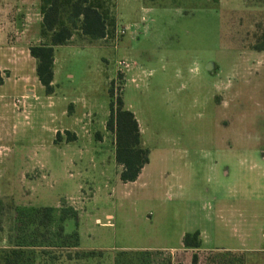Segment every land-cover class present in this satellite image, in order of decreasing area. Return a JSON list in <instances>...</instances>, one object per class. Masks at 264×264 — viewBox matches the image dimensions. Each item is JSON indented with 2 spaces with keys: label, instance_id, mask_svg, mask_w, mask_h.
Returning a JSON list of instances; mask_svg holds the SVG:
<instances>
[{
  "label": "rangeland",
  "instance_id": "374dc122",
  "mask_svg": "<svg viewBox=\"0 0 264 264\" xmlns=\"http://www.w3.org/2000/svg\"><path fill=\"white\" fill-rule=\"evenodd\" d=\"M41 1L3 5L1 13L22 12L4 28L7 42L36 41L38 26L25 22L39 17ZM62 1L66 22L71 0ZM90 1L107 17L108 34L91 39L78 23L69 42L54 48L51 97L33 80L26 56L24 72H0V206L77 210L66 232L76 229L79 248L102 255L55 264H187L195 249L183 246L184 233L202 229L216 241L212 209L233 207L240 194L244 208L264 212V53L249 48L261 43L264 0ZM142 2L154 9L143 12ZM18 76L26 81L15 82ZM21 81L34 90L29 100L14 85ZM110 88L133 113L148 150L133 182L120 180L115 134L105 127ZM7 221L5 212L3 230ZM198 253L197 264H207Z\"/></svg>",
  "mask_w": 264,
  "mask_h": 264
},
{
  "label": "trees",
  "instance_id": "16d2710c",
  "mask_svg": "<svg viewBox=\"0 0 264 264\" xmlns=\"http://www.w3.org/2000/svg\"><path fill=\"white\" fill-rule=\"evenodd\" d=\"M62 4V0L41 1V35L47 40L29 46L30 55L36 59V76L47 95L52 94L55 88L52 83L54 47L67 44L78 23L81 33L91 39L104 38L108 34L110 24L103 11L90 0L69 1L66 22H62L60 20ZM260 40L261 43H252L249 48L256 51L264 50V33ZM108 94L109 113L105 127L115 134V160L122 165L119 178L124 183L132 182L138 178L142 167L148 162V150L140 145V132L133 113L122 107V99L119 96L113 99L112 88L108 89ZM65 133L68 134V131ZM56 136L59 137L60 133L57 132ZM72 138L68 137L67 140ZM1 206L0 232H4L3 239L6 244L0 248V264H55L59 260L76 262L102 255L100 250L80 249V238L76 229L66 232L65 222L78 218L77 210L72 206L37 207L9 203L6 210ZM5 212L8 221L7 228L3 230L1 224ZM182 244L195 249L191 263L197 264L200 248L199 231L184 233ZM212 252H205L209 257L207 264H244L243 253ZM125 254L126 252L122 251L118 256ZM118 263L116 259L114 264Z\"/></svg>",
  "mask_w": 264,
  "mask_h": 264
},
{
  "label": "crops",
  "instance_id": "0c3cea01",
  "mask_svg": "<svg viewBox=\"0 0 264 264\" xmlns=\"http://www.w3.org/2000/svg\"><path fill=\"white\" fill-rule=\"evenodd\" d=\"M13 1L16 0H0V24L3 23L2 27L0 25V72H2L3 70H7L11 73H13L14 70L15 71L17 70L16 72H24L25 70L21 69L23 68L21 62H22V58L26 56V58H28V62L32 66L31 69L34 72L33 80L36 81L44 91V88L39 83L35 73L36 59L33 58L29 53V46L34 44H39L47 40L45 37H42L41 35V27H42L41 11L38 13L39 17L36 18L35 17L30 18V15H28V20L26 21L27 23L25 22L26 25L27 24L31 25L33 23L38 26L39 29L36 36V41L30 42L22 46L23 39L17 37L16 41L13 44L9 43L11 41L7 42L6 38L2 37V35L5 36L7 35V30L6 29L4 30V28H7L6 25L9 26L13 22L18 24L19 19L22 18V12H20L19 11L20 9L18 8L17 11L14 13V16L12 15L10 16V14L8 15L7 13H1L3 12L1 10L3 5H8ZM220 1L221 0H217L216 2L217 6L219 5ZM141 9L143 10V12H145L144 9L146 10L154 9V6H144L142 2ZM56 47L57 46H55L54 48ZM257 52L264 53V50ZM20 54L24 56L22 57L20 56ZM54 75H55V58L53 59V81H52V83L55 86ZM23 78L26 77L18 76V78H15L14 81L17 82L18 79L26 81ZM9 79L10 77L6 78V80ZM6 80L4 84H6ZM23 83L24 82H22L21 85L19 86L16 83L14 85L21 88L22 93H24L27 96V99L29 100L30 95L33 94L34 90L26 88V85L25 84L23 85ZM54 93H55V88L52 94ZM52 94H49L48 96L51 97ZM2 101H3V97L0 96V105ZM17 101L20 102V100ZM21 101L23 102V104H25L24 99H22ZM28 104L29 103H27V105ZM61 128H64V130L73 133L76 131L74 127L70 129V127L68 128L66 126L65 127L62 126ZM61 128L54 129V132L57 130L56 132L61 133L62 131ZM242 149H243L241 150L242 153H249V152L251 153V151H249L251 150L250 147H242ZM242 203H243V196L238 194L236 195L235 204L233 207L225 208L220 206L210 211L209 229L210 232L212 233L215 232V234L213 235H215L216 241L212 242L211 240L212 236L205 237L204 231L202 229H197L199 231V237H200L199 250L204 252L223 250V251L243 253L244 264H264V212L262 210H258L254 208H244L242 206ZM108 217H111V215H108ZM225 230H227L230 233L229 235L230 240L228 239V241L225 239V237L222 239L216 237V234L221 233ZM253 230L255 231V235H257L259 239L258 243H255L253 241V235H252ZM169 249H174V248H169ZM187 264H192V263L191 261H189V263Z\"/></svg>",
  "mask_w": 264,
  "mask_h": 264
},
{
  "label": "built area",
  "instance_id": "2783aa9c",
  "mask_svg": "<svg viewBox=\"0 0 264 264\" xmlns=\"http://www.w3.org/2000/svg\"><path fill=\"white\" fill-rule=\"evenodd\" d=\"M121 33H123V30L121 31Z\"/></svg>",
  "mask_w": 264,
  "mask_h": 264
}]
</instances>
